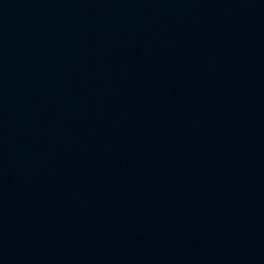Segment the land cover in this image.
Instances as JSON below:
<instances>
[{"label": "water", "instance_id": "1", "mask_svg": "<svg viewBox=\"0 0 264 264\" xmlns=\"http://www.w3.org/2000/svg\"><path fill=\"white\" fill-rule=\"evenodd\" d=\"M0 264H264V0H0Z\"/></svg>", "mask_w": 264, "mask_h": 264}]
</instances>
